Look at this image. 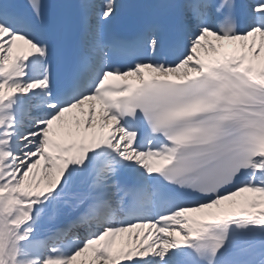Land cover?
I'll use <instances>...</instances> for the list:
<instances>
[{"label":"snow or ice","instance_id":"1","mask_svg":"<svg viewBox=\"0 0 264 264\" xmlns=\"http://www.w3.org/2000/svg\"><path fill=\"white\" fill-rule=\"evenodd\" d=\"M63 6L0 0V264H264V0Z\"/></svg>","mask_w":264,"mask_h":264},{"label":"bare ground","instance_id":"2","mask_svg":"<svg viewBox=\"0 0 264 264\" xmlns=\"http://www.w3.org/2000/svg\"><path fill=\"white\" fill-rule=\"evenodd\" d=\"M245 195H252V194H245ZM222 207H223V205H222ZM206 211H215V210H206ZM190 215H192V216H195V217H199L201 214H199V213H192V214H190ZM207 219V218H206ZM117 241H121V240H117Z\"/></svg>","mask_w":264,"mask_h":264}]
</instances>
